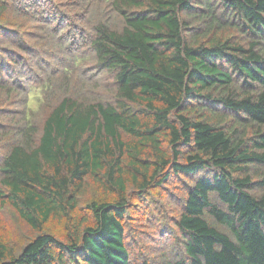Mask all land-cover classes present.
Returning a JSON list of instances; mask_svg holds the SVG:
<instances>
[{
    "label": "trees",
    "instance_id": "1",
    "mask_svg": "<svg viewBox=\"0 0 264 264\" xmlns=\"http://www.w3.org/2000/svg\"><path fill=\"white\" fill-rule=\"evenodd\" d=\"M0 264H264V0H0Z\"/></svg>",
    "mask_w": 264,
    "mask_h": 264
},
{
    "label": "rangeland",
    "instance_id": "2",
    "mask_svg": "<svg viewBox=\"0 0 264 264\" xmlns=\"http://www.w3.org/2000/svg\"><path fill=\"white\" fill-rule=\"evenodd\" d=\"M1 224L2 236L7 240H13L16 242L21 236L27 234V230L23 227V225H17L13 221L8 222L6 217L2 219Z\"/></svg>",
    "mask_w": 264,
    "mask_h": 264
}]
</instances>
